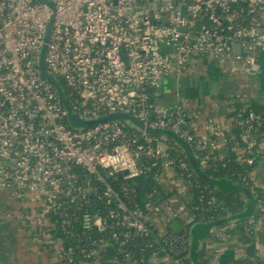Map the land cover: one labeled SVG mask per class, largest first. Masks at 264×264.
Returning <instances> with one entry per match:
<instances>
[{"label": "built area", "instance_id": "2783aa9c", "mask_svg": "<svg viewBox=\"0 0 264 264\" xmlns=\"http://www.w3.org/2000/svg\"><path fill=\"white\" fill-rule=\"evenodd\" d=\"M51 20L44 60L64 81L74 112L85 119L126 112L146 126L170 130L187 142L203 170L211 158L223 160L234 151L238 162L252 168L234 180L250 189L254 209L264 214V184L255 177L257 159L264 156V134L255 132L256 122L264 116L247 105L235 107L228 122L201 121V112L186 99L152 102L168 77H179L204 57L231 70L258 73L264 0H0V194L9 192L39 236L57 242L59 264L75 263L76 250L98 264L99 249L83 234L118 226L123 230L113 237L121 246L131 231L150 236L155 228L161 244L154 253L160 257L157 264H187L182 251L188 248L189 255L190 234L157 226L167 227L173 219L192 224L194 196L188 184L192 171L187 177L180 173L191 164L172 152V143L182 148L172 138L118 118L70 125L60 95L40 67ZM236 43L242 47L239 54ZM236 126L242 130L235 135ZM219 169L226 171L224 164ZM152 172L160 184L168 182V190L163 197L150 192L143 204L126 201L110 182L122 173L127 194L133 191L129 180ZM181 182L189 186V200L182 197ZM104 203L114 205L107 216ZM247 220L245 233L254 237L264 218L257 220L252 212ZM232 227L212 233L218 239ZM56 230L77 243L66 245ZM113 264L138 263L129 257Z\"/></svg>", "mask_w": 264, "mask_h": 264}, {"label": "crops", "instance_id": "0c3cea01", "mask_svg": "<svg viewBox=\"0 0 264 264\" xmlns=\"http://www.w3.org/2000/svg\"><path fill=\"white\" fill-rule=\"evenodd\" d=\"M259 61L261 70L253 73L244 67L231 70L222 67L210 57H204L191 68L192 74L185 72L179 77H168L159 90L158 102L172 104L186 99L190 108L201 112V121L205 118H216L228 122L235 107L251 105L253 102L264 103V52L259 54ZM196 71L200 74L197 75ZM219 177L231 178L226 174ZM255 177L258 182L264 184V156L257 159ZM161 185L168 190L166 180H162ZM181 186L182 197L189 200L193 191L189 193L186 183L181 182ZM158 193L164 195L163 191ZM247 206L248 199L245 194L244 208L233 214L244 212ZM21 207L9 192L0 194V264H59L57 242L49 236H39L38 229L33 228V225L23 218ZM157 227L159 230H171L163 224ZM254 239L257 255L261 264H264V220L257 223ZM206 240H202L197 247L199 261V253L204 245L206 250L214 255L215 264H242L246 258L248 243L239 234L224 231L218 239ZM159 260L158 254L152 258L153 264H157Z\"/></svg>", "mask_w": 264, "mask_h": 264}, {"label": "trees", "instance_id": "16d2710c", "mask_svg": "<svg viewBox=\"0 0 264 264\" xmlns=\"http://www.w3.org/2000/svg\"><path fill=\"white\" fill-rule=\"evenodd\" d=\"M64 85V81L61 80ZM152 102H158V96L152 97ZM242 106H238L240 108ZM251 107L254 110L264 116V103H251ZM234 115L233 113L231 116ZM255 132L262 135L264 134V120L261 122H256ZM242 127L236 126L232 128V132L236 135L240 133ZM238 139V138H237ZM237 139H234L235 141ZM171 142H174L173 140ZM173 148H171L173 153H180L183 155L185 160L190 164L187 154L180 148L172 143ZM194 149V148H193ZM198 164L202 166L201 161L198 159ZM225 165V170L219 169L221 165ZM205 172L211 176L219 177L224 174H230L233 179L239 180L238 174L246 173L247 170H251V167L244 166L242 163L236 160V154L231 151L226 158L223 160H215L211 158L206 166H203ZM157 171V169H156ZM189 171H192L191 177H189V186L193 191V203H189L191 213L194 215V223L197 222H210L219 218H226L230 214L241 211L245 204V194L241 191H228L223 192L215 188L212 184L208 183L200 176L196 175L191 166L189 170L180 171L184 177L188 176ZM112 185L120 192L122 198L130 203L138 202L143 204L147 198L148 194L152 191L164 192L165 190L160 184V182L154 178V172L141 176L136 180H129V185L133 191L127 194L121 189L124 181V175L122 173L118 174V179H110ZM260 192V190H259ZM214 199L212 203L211 200ZM114 208L113 204H103V210L105 215H109V211ZM256 219L264 218V214L260 213L256 209L253 211ZM113 224L117 222L115 219H111ZM247 218H238L233 222H229L223 225L216 226L218 230L220 228L232 225V228H227L225 231L233 234H239L240 237L248 243L247 247V257L242 261V264H261L260 258L257 255V247L254 237H249L245 233ZM192 224H186L185 228L180 234L189 235L192 228ZM123 230L120 226L116 228H109L102 232L91 231L83 234L84 238H91L93 240V246L98 248V262L99 264H113V261L118 260L119 262H127L128 258L131 257L133 260L137 261L138 264H153L152 257L157 250L161 248V244L157 242L158 230L152 228L150 236H144L140 234H135L131 231L132 236L129 240L121 246L119 241L113 237V233L116 231ZM171 232V230H169ZM56 235H60L65 239L66 245L77 243L76 238L72 235H65L61 230H56ZM218 237L217 232H213L209 238V241L216 239ZM83 242H80L82 245ZM153 245V246H151ZM78 259L73 264H82L86 262H91V259L84 258L83 254L76 250ZM182 255L185 257V262L187 264L191 263V259L188 255V248L182 251ZM208 251L204 246L199 253L201 264H210L208 261ZM96 257V259H97ZM82 261V262H81ZM93 261V260H92ZM66 264V263H62Z\"/></svg>", "mask_w": 264, "mask_h": 264}, {"label": "water", "instance_id": "95a60500", "mask_svg": "<svg viewBox=\"0 0 264 264\" xmlns=\"http://www.w3.org/2000/svg\"><path fill=\"white\" fill-rule=\"evenodd\" d=\"M53 28V21L51 20L50 23L47 26L46 29V35H45V43L43 45L42 51H41V59H40V67L42 70L43 75L51 81L55 89L57 90L58 94L60 95L64 106L67 110V119L70 123V125L74 127H80V126H92L96 123H99L104 120H109V119H122L126 120L129 122L130 125L134 127H138L140 129H145L148 133L151 134H156V135H166L173 140H175L178 145H180L184 151L186 152L190 164L194 170V172L200 176L202 179L207 181L208 183L212 184L215 188L221 190V191H230V190H235V191H241L246 194L247 199H248V206L247 210H245L242 213L238 214H231L230 216L226 218H219L213 221H210L208 223H203V222H197L192 224L191 228V234L190 235V242H189V256L194 264H201L199 259L197 258V247L200 246V243L202 240H206L210 235L212 234L213 229L216 226H219L221 224L228 223L230 221H233L238 218H247L250 213L253 210L254 206V197L250 189L239 182H236L232 180L229 177L225 178H220V177H214L209 174H207L198 164L197 160L194 158L192 150L190 146L187 144V142L180 137L179 135L175 134L174 132L167 130V129H159V128H151L149 126H146L138 117L135 115H132L130 113L126 112H115V113H109L105 115H101L99 117H95L92 119H85L83 118L80 114L76 113L73 111V109L70 106V103L66 97L64 87L61 83V81L52 73H50L46 67L45 64V54L47 51V45L50 39L51 31ZM242 47L240 43L235 44V52L236 53H241ZM160 197H163L162 194H160ZM96 213V211L94 210ZM168 226L170 229L175 232V233H180L184 230L185 225L178 219H173L169 222ZM193 236V237H192ZM208 240V239H207ZM206 240V241H207Z\"/></svg>", "mask_w": 264, "mask_h": 264}, {"label": "rangeland", "instance_id": "374dc122", "mask_svg": "<svg viewBox=\"0 0 264 264\" xmlns=\"http://www.w3.org/2000/svg\"><path fill=\"white\" fill-rule=\"evenodd\" d=\"M222 67H223V66H222ZM189 71H190V72H189ZM189 71H187L188 73H185V74H192V73H191V69H190ZM198 73H199V72H198V71H196V74H197V75H199V74H200V73H199V74H198Z\"/></svg>", "mask_w": 264, "mask_h": 264}]
</instances>
